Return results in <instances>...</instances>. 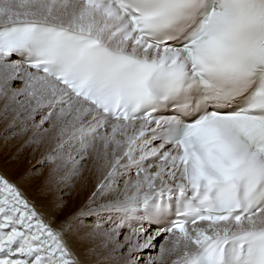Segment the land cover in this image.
Wrapping results in <instances>:
<instances>
[{"label":"snow or ice","instance_id":"1","mask_svg":"<svg viewBox=\"0 0 264 264\" xmlns=\"http://www.w3.org/2000/svg\"><path fill=\"white\" fill-rule=\"evenodd\" d=\"M0 264H264V0H0Z\"/></svg>","mask_w":264,"mask_h":264}]
</instances>
